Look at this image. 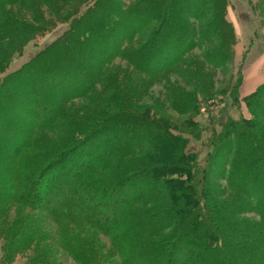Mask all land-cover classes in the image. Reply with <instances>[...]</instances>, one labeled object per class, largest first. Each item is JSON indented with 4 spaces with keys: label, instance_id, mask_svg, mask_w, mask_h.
<instances>
[{
    "label": "trees",
    "instance_id": "16d2710c",
    "mask_svg": "<svg viewBox=\"0 0 264 264\" xmlns=\"http://www.w3.org/2000/svg\"><path fill=\"white\" fill-rule=\"evenodd\" d=\"M54 1L0 0L2 39L10 44L0 55V113L16 110L14 122L0 118V224L13 232L6 235L9 260L41 241V225L51 222L58 227L55 240L41 238L77 264L99 260L90 242L75 235L85 229L107 241L106 258L119 264H264V84L241 97V84L237 90L231 79L230 89L219 92V113L204 103L217 95L202 69L232 65L238 41L232 26L223 36L215 21L189 31L185 9L195 6L189 0H61L63 16L49 21L35 12L29 23L8 10ZM256 1L264 8V0ZM210 2L196 3L201 14ZM217 2V22L231 25L228 0ZM177 8L178 27L207 45L201 63L187 58L190 48L184 50L181 37L162 35ZM57 25H64L62 34L8 72L28 44ZM76 48L77 58L63 68L53 61L45 69L47 79L29 73L39 62L48 66L51 53ZM80 53L86 54L81 61ZM117 61L130 70L118 72ZM195 64L194 71L178 69ZM170 76L182 85L166 87ZM17 85L18 94H8ZM155 87L163 99L148 103ZM236 104L245 106L248 118L228 115ZM10 207L38 220L26 216L6 225ZM46 247L30 264L53 257Z\"/></svg>",
    "mask_w": 264,
    "mask_h": 264
},
{
    "label": "rangeland",
    "instance_id": "374dc122",
    "mask_svg": "<svg viewBox=\"0 0 264 264\" xmlns=\"http://www.w3.org/2000/svg\"><path fill=\"white\" fill-rule=\"evenodd\" d=\"M61 0H56V2L54 1L53 3H51V5L48 4H42V3H37L35 5L32 6H14V7H9V11L13 14L14 17H18L19 20L24 21V22H30V17L34 16L36 13H38L41 18L43 20H51L52 17L54 15H58V16H63V14L65 13V10L67 8L66 5H63L60 3ZM191 6L192 5H196V3L199 4V0H189ZM205 0H201L200 4H203L202 2H204ZM214 4H217V0H212ZM251 1V7L250 4H248L247 0H228V5L226 8V21L230 22V24H228L226 21V24L223 25L224 21L222 20L221 23L217 22V18L215 16V6L213 3L210 2V5H206V12L205 14L199 10V6L195 7L193 6L190 9H185V15H187L186 17V21L188 22V24H190L192 26V29L189 28V31H193L195 28L193 26H196V29L200 26H204L205 22H210V21H215L214 22V29L216 28V33L221 36L224 35L225 31H229V29L231 30V26L235 32V35L238 39L237 44L234 47V57H233V62L232 65L229 66L224 65L218 69H214L211 66H206L202 69V71L205 74H208V76L210 77L212 83H213V87H212V92L217 95L214 98L216 99V103L218 104L217 108L214 109L215 111L212 113L213 114H217L219 113V111L223 108V106L221 104H219L220 102V91H222V89H227L230 87V83H231V79L235 80V86L238 90L240 84H242L243 82V72L244 69L246 67L251 66L252 64H254L255 62H261V60H264V8L261 5H258V2L256 0H250ZM132 2V1H131ZM120 4H128L129 1H121L119 2ZM199 4V5H200ZM257 4V5H256ZM208 8V9H207ZM36 12V13H35ZM180 12V9H176V11H174L172 13V20L170 21H166L164 23V26L162 27V35L164 37H171V36H175V37H181L183 39H179V43L180 44H184L185 48L184 50H187L188 47V57L194 61H199V63H201V57H200V50H202L203 48H206V44H203V46H201L199 43H197V41L193 38L190 37L189 34H186L183 32V30L181 29V27L179 28L177 24L178 21V13ZM3 13H6V11ZM212 13V14H211ZM211 14V16H209ZM199 16V17H198ZM35 17V16H34ZM221 17V15H220ZM4 16L3 14L0 13V55H2L4 52H6L9 47L10 44H8L9 42L7 41H3V25H1L3 23V19ZM117 21H119L117 19ZM123 25H128V22H124L122 21ZM64 26V25H63ZM62 25H57L54 29L50 30V32L42 34L38 36V38H36V40L34 42H31L30 44L27 45V47L24 49V51L22 52L21 56H17L16 58H14V60L12 61L8 72L10 71H17L19 70L24 64H26L29 59L35 55V53H37L39 50H41L42 48H44L45 46H47L48 44H50V42L55 38L58 37L60 34H62L64 27ZM230 27V28H228ZM110 28V27H108ZM198 31V30H197ZM199 32V31H198ZM200 33V32H199ZM101 35V34H100ZM97 36H99V34H97ZM32 37V36H30ZM118 39V38H117ZM193 40V42L191 41ZM91 41V40H90ZM86 42L87 43H90ZM83 43V42H82ZM8 44V45H7ZM16 44V43H15ZM188 44V45H187ZM13 45V44H12ZM83 45V44H82ZM187 45V46H186ZM211 46V45H209ZM97 51L103 53V49L101 44L99 46H96ZM80 51V48H76V49H68L66 50V54H57L55 53H51V57L49 58L48 61V66H44L41 65L42 63L39 62L37 63L38 65L33 68L32 70H29V73H33L35 74V77H38V79H42L43 77H45V73L47 68L51 69V65L56 62V65H54V68H63L64 67V63L66 61H71L74 60L76 53ZM82 51V50H81ZM151 53H157V48H152ZM82 56H80V61L82 59H84V57L86 56L85 53H80ZM108 55V54H106ZM223 58H219L216 60L217 62L222 61ZM89 64V61L87 62V65ZM114 65H117V67L115 69H118L120 71V73L122 70H130V68L124 64V63H120V62H115ZM44 66V67H42ZM187 65H181V67L179 66L178 69H183L184 71H191V70H195L196 68L199 69V65H194V66H190V67H186ZM46 69V70H45ZM114 70V69H113ZM259 71L264 73V64L262 65V67L259 68ZM24 71L21 72V74ZM83 73L87 75V73H90V66H85ZM133 73V72H132ZM26 74V73H25ZM24 74V75H25ZM234 74V75H233ZM130 77V74H129ZM136 77V76H135ZM138 77V76H137ZM45 79H47L45 77ZM136 80V79H135ZM130 81H131V77H130ZM175 82V83H174ZM176 85V79L174 77L169 78L166 87L168 85ZM182 85V82H178V85ZM133 85H135V82H133ZM176 85V86H178ZM239 85V86H238ZM14 87V86H13ZM20 86H15L14 88H12V90L10 92H8V94H13L15 95L18 94L19 91H16ZM171 89V88H170ZM230 89V88H229ZM235 89V92L237 91ZM238 92V91H237ZM224 93V92H222ZM17 96V95H16ZM38 98V97H36ZM212 98V97H211ZM145 99L149 102H155V100H159L161 101L163 99V90L160 87H155L153 89H151V91L149 92V96L145 97ZM213 100V99H211ZM210 101V100H209ZM204 101L205 104H207L209 102ZM214 101V100H213ZM16 104V103H15ZM80 104V102H79ZM11 105V104H10ZM203 105H201V107H203ZM201 107L199 108V116L196 117V120L200 123H202V119L204 116H206L205 114H201ZM15 110V105L13 107V109L10 110V113H14ZM7 114V112H1L0 113V118L2 119L3 122H14V116ZM167 114L170 116V118H172L173 120L176 121H181L184 122L185 117L183 116H179V115H175L172 112H167ZM201 114V116H200ZM228 115L233 119V120H237L240 118V116H244L246 118H248V112L246 111V108L243 104H241V107H239L237 104L234 106L229 107L228 109ZM27 121L23 122H19L18 123V127L21 126H25V124H27ZM200 123V124H201ZM217 129L219 127H216ZM17 131L19 132V129H17ZM17 132V133H18ZM1 168V165H0ZM263 198V197H261ZM260 199V197H259ZM31 217V219H33L34 221L38 220L37 214H32L26 210H22L19 208H15V207H10L7 210V214L6 216H4V218L6 219V225L9 224H16L17 222L21 221L23 218L25 217ZM248 218H251L252 220H254L255 218L253 216H247ZM3 218V219H4ZM3 222V220H2ZM1 222V223H2ZM4 228V229H3ZM8 228L6 227H2V224H0V233H1V238H0V264H30L31 259L33 260V256L37 255L40 252H43V247L44 246H48L46 248H48V252H51L53 254V257H48L44 264H77L75 263L71 257H68L65 254L62 253H58L56 252V254L54 252H52L51 249L53 246L51 245L50 241L48 240H43V238H41L44 235H50L52 237L53 240H55V238H53V236L57 233L58 227L57 225L52 224L51 222H48V224H42L41 225V237H39L38 239H40L41 241H38L36 244L34 243L33 248H30L28 251L23 252V253H18V254H14L11 253L10 254V260H9V256L7 254V247H9L10 245V236H6L8 233H10L9 235H11L13 232H10L9 230H7ZM12 231H14V229H12ZM40 235V234H39ZM77 237L82 238L83 240L89 241L90 243L87 245V247H91L94 249H90L92 252V254H95L99 260H94V264H119V260L116 257H109L106 258L109 247H108V243L105 239H103L101 236H99L96 232L94 231H88L87 229L80 231L79 233L75 234ZM8 239V241H7ZM20 240H18L19 243ZM53 250V249H52ZM105 257V258H103ZM145 264V263H142Z\"/></svg>",
    "mask_w": 264,
    "mask_h": 264
},
{
    "label": "crops",
    "instance_id": "0c3cea01",
    "mask_svg": "<svg viewBox=\"0 0 264 264\" xmlns=\"http://www.w3.org/2000/svg\"><path fill=\"white\" fill-rule=\"evenodd\" d=\"M264 64V60L261 62H255L249 67H246L243 72V82L239 89L241 97H245L251 94L258 86L264 84V73L259 71V68Z\"/></svg>",
    "mask_w": 264,
    "mask_h": 264
},
{
    "label": "built area",
    "instance_id": "2783aa9c",
    "mask_svg": "<svg viewBox=\"0 0 264 264\" xmlns=\"http://www.w3.org/2000/svg\"><path fill=\"white\" fill-rule=\"evenodd\" d=\"M208 105H209V109L211 110V112L213 111H215L214 109H216L217 108V103L216 102H213V101H209L208 102ZM205 113H207V111H206V109L204 108V107H201V114H205ZM200 114V115H201ZM198 122V121H197Z\"/></svg>",
    "mask_w": 264,
    "mask_h": 264
}]
</instances>
